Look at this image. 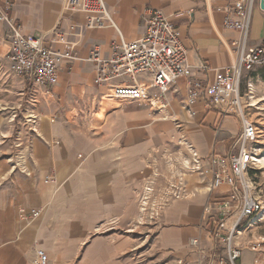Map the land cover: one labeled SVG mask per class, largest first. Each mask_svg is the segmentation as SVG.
<instances>
[{
    "label": "crops",
    "instance_id": "obj_1",
    "mask_svg": "<svg viewBox=\"0 0 264 264\" xmlns=\"http://www.w3.org/2000/svg\"><path fill=\"white\" fill-rule=\"evenodd\" d=\"M104 1L128 41L145 34L147 9L164 11L182 32L190 75L177 81L166 110L118 103L98 121L109 90L94 83L96 66L84 58L93 46L108 55L116 29H88L85 14L71 12L67 0H12L10 17L25 34L42 36L52 50L72 44L78 59L58 64V84L47 87L49 94L41 93L34 104L31 82L12 72L9 29L0 23V82L9 91L2 96L0 84V103L17 99L15 82L29 83L27 92H21L25 109L16 115L0 110V264H28L38 249L59 252L69 241H88L101 223L129 227L151 181L159 185L152 212L156 218L147 221L156 245L178 259L213 255L204 221L205 207L215 198L209 157L233 150L241 122L209 108L206 94L190 108L185 102L190 80L210 85L216 71L223 73L238 60L231 44L239 33L225 29L224 15L217 11L225 0ZM249 43H264L261 0L253 12ZM193 153L201 157L206 173L190 170ZM178 188L185 192L174 197ZM21 209L40 213L24 221ZM113 235L106 241H129L123 234ZM193 239L200 241L195 254ZM241 258L242 264L256 261L244 248Z\"/></svg>",
    "mask_w": 264,
    "mask_h": 264
},
{
    "label": "built area",
    "instance_id": "obj_2",
    "mask_svg": "<svg viewBox=\"0 0 264 264\" xmlns=\"http://www.w3.org/2000/svg\"><path fill=\"white\" fill-rule=\"evenodd\" d=\"M260 0H225L217 7L224 15V28L239 33V39L231 46L238 55L235 64L226 67L223 73L216 71L215 80L205 86L200 80L188 82L189 92L186 106L191 107L200 95H208L207 106L218 109L221 114L233 115L241 122V132L236 138L233 150L227 154L214 153L209 157V172L212 175L210 192L215 198L205 207L204 221L214 245L227 242L228 259L219 264H235L240 259L241 248L233 247L239 228L244 221L257 219L264 211L263 201L255 194L249 172L256 160L255 144L258 141L257 124L245 112L241 94V81L245 73L264 69V43L251 46L249 43L253 12ZM12 0L0 1V23L9 29L8 57L12 69L32 84L31 102L38 103L41 93L49 94L47 87L59 82L58 64L65 59L76 60L74 45L69 44L62 51L52 50L44 45L40 35H27L22 27L10 17ZM71 12L86 16L88 29L114 28L118 37L104 55L100 46L91 47L85 61L96 66L94 83L108 88L111 100L122 104H138L164 111L170 105L169 94L177 81L189 77L191 65L188 52L182 43V32L169 16L160 9H147L143 15L145 34L139 39L128 41L118 29L104 0H67ZM262 9V8H261ZM264 12V9H262ZM181 16L182 13H178ZM209 69L207 66H203ZM109 98V99H110ZM190 170L202 174V159L193 153ZM181 186V185H180ZM178 188L174 197L184 194ZM24 221H33L39 211L28 213L20 210ZM213 245V246H214ZM193 251H200V241L190 242ZM257 251L254 245L249 246ZM258 263V260L255 261ZM31 264H50L49 254L39 249Z\"/></svg>",
    "mask_w": 264,
    "mask_h": 264
},
{
    "label": "rangeland",
    "instance_id": "obj_3",
    "mask_svg": "<svg viewBox=\"0 0 264 264\" xmlns=\"http://www.w3.org/2000/svg\"><path fill=\"white\" fill-rule=\"evenodd\" d=\"M12 72L15 73L13 69ZM0 84L1 94L5 97L9 93L8 87L3 81ZM14 85L17 99L1 102L0 110L15 111L16 115V111L25 109V101L21 100L23 97L21 92L22 89L27 92L29 83L17 81ZM241 94L245 112L255 121L259 130L258 141L255 144L256 160L254 169L249 172V180L252 181L255 194L264 203V164L259 163V160H264V74L262 69L253 73H245L241 81ZM109 98L105 97L103 100V110L97 116L98 121L104 120L106 112L117 107L118 103ZM15 120L20 122L22 117L19 119V114H17ZM146 187L147 192L143 195L145 197L142 196L138 202V204L140 203L137 211L139 216L131 214L129 227L115 229L112 227L113 222L111 221L110 223H101L91 231L90 240L69 241L64 249L59 252L57 250L54 252L47 251L50 264H219L222 258H229L226 249L227 242L225 241L223 246L222 243L213 246V255L209 258L198 256L195 259L188 257L178 259L169 256L167 251L161 250L156 245L152 230H149L147 225L150 217L156 218L152 212L157 210L154 202L159 200L157 199L159 185L156 181H151L150 185L148 183ZM148 212L151 214L147 215ZM148 216L149 218H147ZM110 234H114V238H117L116 234H123L129 237V241H116V239L115 241H106V236L109 239ZM251 245L256 246L258 250L252 251L249 248ZM232 246L239 247L241 250L244 248L245 251H252L256 257L255 260H258V263L255 264H264V211L257 219L243 222L237 238L232 241ZM36 252H33L30 262L35 258ZM193 253L195 254V251ZM241 256L235 261V264H242Z\"/></svg>",
    "mask_w": 264,
    "mask_h": 264
},
{
    "label": "water",
    "instance_id": "obj_4",
    "mask_svg": "<svg viewBox=\"0 0 264 264\" xmlns=\"http://www.w3.org/2000/svg\"><path fill=\"white\" fill-rule=\"evenodd\" d=\"M261 8L264 9V0H261Z\"/></svg>",
    "mask_w": 264,
    "mask_h": 264
},
{
    "label": "bare ground",
    "instance_id": "obj_5",
    "mask_svg": "<svg viewBox=\"0 0 264 264\" xmlns=\"http://www.w3.org/2000/svg\"><path fill=\"white\" fill-rule=\"evenodd\" d=\"M259 163L264 164V160H259Z\"/></svg>",
    "mask_w": 264,
    "mask_h": 264
},
{
    "label": "trees",
    "instance_id": "obj_6",
    "mask_svg": "<svg viewBox=\"0 0 264 264\" xmlns=\"http://www.w3.org/2000/svg\"><path fill=\"white\" fill-rule=\"evenodd\" d=\"M263 70V74H264V69H262Z\"/></svg>",
    "mask_w": 264,
    "mask_h": 264
}]
</instances>
